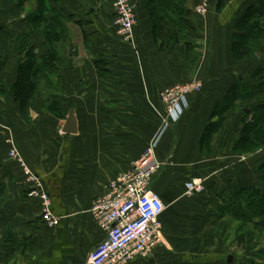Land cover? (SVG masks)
Wrapping results in <instances>:
<instances>
[{
	"label": "crops",
	"instance_id": "1",
	"mask_svg": "<svg viewBox=\"0 0 264 264\" xmlns=\"http://www.w3.org/2000/svg\"><path fill=\"white\" fill-rule=\"evenodd\" d=\"M217 2L188 0L187 38L162 50L153 37L146 0H133V42L120 38L112 0H68L64 9L73 20L88 22L70 24L69 38L58 46L62 58L40 73L39 88L23 106L13 85L26 51L16 41L31 33L38 55L49 46L25 21L32 6L19 10L11 0H0V264H89L90 252L105 237L91 213L94 200L152 143L161 164L153 188L166 204L163 244L150 257L129 264H168L167 242L177 247L190 241L202 251L224 239L226 219L217 221L212 192L253 183L264 158L249 181L248 158L231 150L241 125V116L232 112L212 152L201 151L217 105L245 78L231 57L239 2L226 0L222 12ZM202 3L208 8L204 15L195 11ZM191 79L201 80L203 89L189 96L190 107L177 122L165 126L160 93ZM72 112L75 134L63 131ZM12 143L50 195L57 226L42 221L39 198L29 196L35 182L9 157ZM192 178L201 180L204 189L187 196L184 184ZM183 227L186 233L180 236ZM210 253L200 252L198 264H249L234 261L236 256L224 250ZM252 257L264 264V256H246Z\"/></svg>",
	"mask_w": 264,
	"mask_h": 264
},
{
	"label": "trees",
	"instance_id": "2",
	"mask_svg": "<svg viewBox=\"0 0 264 264\" xmlns=\"http://www.w3.org/2000/svg\"><path fill=\"white\" fill-rule=\"evenodd\" d=\"M11 1L19 10H24L31 4L32 8L25 15V21L49 46L45 54L38 55L35 46L31 45V33L18 38L23 41L20 50L26 51V54L19 66L13 95L24 106L41 84L40 73L62 58L58 46L69 38L70 24L75 22L84 25L88 20L81 17L74 21L73 14L64 9L68 0ZM187 2L188 0H146L153 37L162 50L184 42L187 38ZM226 6V0H218L219 12ZM261 50H264V0H252L233 19L231 57L235 63H244L250 59L260 61ZM195 58L197 56L194 54ZM230 109L242 110L239 132L232 139V152L239 155L258 154L264 148V61L259 63L250 78H239L224 101L217 105L212 117L220 118L211 120L206 125L201 139L203 153L212 152L213 142ZM256 174V180L247 186H237L231 191L216 187L211 196V202L217 208V221L229 217L237 222L236 236L242 238L243 244L250 238L264 235V160L257 167Z\"/></svg>",
	"mask_w": 264,
	"mask_h": 264
},
{
	"label": "built area",
	"instance_id": "3",
	"mask_svg": "<svg viewBox=\"0 0 264 264\" xmlns=\"http://www.w3.org/2000/svg\"><path fill=\"white\" fill-rule=\"evenodd\" d=\"M113 7L119 36L126 42H133L137 24L133 0H114ZM195 11L206 14V3L197 6ZM202 89L203 82L193 79L175 83L163 90L160 98L166 108L164 125L177 122L190 107L189 96ZM9 157L35 182L29 196L39 198L42 221L49 227L57 226L60 220L51 210L50 195L14 144ZM160 167L152 143L127 171L110 181L105 194L94 200L91 213L105 232V237L90 252L89 264H129L136 258L150 257L163 243L162 215L166 204L153 188V178ZM203 189L199 179L185 183L187 196H193Z\"/></svg>",
	"mask_w": 264,
	"mask_h": 264
},
{
	"label": "rangeland",
	"instance_id": "4",
	"mask_svg": "<svg viewBox=\"0 0 264 264\" xmlns=\"http://www.w3.org/2000/svg\"><path fill=\"white\" fill-rule=\"evenodd\" d=\"M251 1L252 0H233V2H239V7H240L238 10L239 13L243 12L245 10L246 6ZM113 2H114V0H112V6H113ZM28 7H31V4H29ZM113 9H114V7H113ZM120 38L122 39V37H120ZM13 43H15V42H13ZM22 43H23L22 40L17 39L16 44H17L19 49H21L20 45H22ZM260 55H261L260 61H257L255 59H250L244 63H235L236 66L242 70L241 76H244L245 79L250 78V76L253 74V71L256 69V67L259 65V63L264 61V50L260 51ZM191 80H193V79H191ZM203 85H204V83H203ZM186 111H185V113H186ZM241 111L242 110H237V111H234L232 109L228 110V112L233 113V116L236 115L237 117H239V116L242 117ZM226 117H227V115H226ZM214 118H216V120H218L220 117L215 116ZM250 119H251V116L249 117V120ZM237 120H238V118H237ZM244 156L248 158L247 159L248 166H250V167L252 166L249 169V173H250V176L253 175V178L248 179L249 181H252L255 178V176H254L255 168H256L255 166H257L258 162H260L264 158V148H263V152L260 154L244 155ZM192 179H194V178H192ZM184 188H185V184H184ZM181 196H183V194ZM171 197H173L172 194L167 195V198L170 199ZM262 220H264V218ZM226 223H227V226L225 228L224 239H221L219 243L209 244V246H207L205 249L203 248L202 251H201V249H199L197 244H192V242H190V241H185L182 244H178L177 247L174 244L167 242L164 247L168 248L167 249L168 250V256L167 257L170 258L168 260V264H198V261H199L198 258H199L200 252L206 251V253H208V252L213 253L215 250L216 251H223L224 250L227 254L232 253L233 255L236 256V259L234 261L244 260V261H247V263H249V264H256L257 261L253 257L252 258H246V256H254L256 253L264 255V235L263 236L260 235L261 236L260 238L254 237L255 238V239L253 238L254 240L252 238H250V239H248V242H245L243 244L242 238L241 237L239 238L238 236H236L237 234L235 232L236 228L238 227V223L235 222L233 219L231 220V218H229V217H226ZM181 233H183V234L186 233V231H184V227L182 230H180V234H179L180 236H181ZM227 239H229V241H226ZM237 258H239V259L237 260Z\"/></svg>",
	"mask_w": 264,
	"mask_h": 264
},
{
	"label": "water",
	"instance_id": "5",
	"mask_svg": "<svg viewBox=\"0 0 264 264\" xmlns=\"http://www.w3.org/2000/svg\"><path fill=\"white\" fill-rule=\"evenodd\" d=\"M77 118H76V115L74 112H72L69 117H68V120L64 126V132L65 133H69V134H75L77 133ZM233 260V257L232 256H229L228 258V262H232Z\"/></svg>",
	"mask_w": 264,
	"mask_h": 264
}]
</instances>
